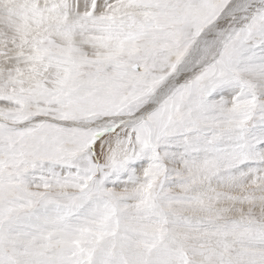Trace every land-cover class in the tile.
Returning a JSON list of instances; mask_svg holds the SVG:
<instances>
[{
	"label": "snow or ice",
	"instance_id": "obj_1",
	"mask_svg": "<svg viewBox=\"0 0 264 264\" xmlns=\"http://www.w3.org/2000/svg\"><path fill=\"white\" fill-rule=\"evenodd\" d=\"M0 264H264V0H0Z\"/></svg>",
	"mask_w": 264,
	"mask_h": 264
}]
</instances>
